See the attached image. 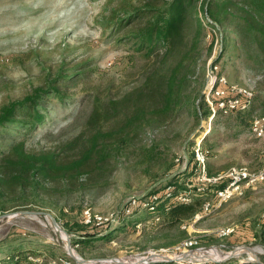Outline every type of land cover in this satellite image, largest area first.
Masks as SVG:
<instances>
[{"label":"rangeland","instance_id":"1","mask_svg":"<svg viewBox=\"0 0 264 264\" xmlns=\"http://www.w3.org/2000/svg\"><path fill=\"white\" fill-rule=\"evenodd\" d=\"M171 1L158 0L156 6L164 7ZM191 1L192 14L205 24L195 54L198 58H185L183 48L173 50L167 61L172 66L181 62L179 72L186 83L183 96L189 106L160 118L149 113L142 120V128L126 134L129 143L120 148L115 145L116 137L108 138L118 133V120L111 118L108 103L141 86L146 74L160 67L164 57L162 53L154 59L144 58L130 51L127 43L115 41L117 31H113L117 19L123 16L116 15L122 0H0V114L14 102H22L38 91L48 92L53 86H60L66 93L60 98L51 91L43 109L46 118L34 131L16 123L0 127V151L20 142L33 152L62 149L98 129L108 156L96 170L85 168L76 177L43 181L37 189L33 183L26 186V191L14 187L0 201V216L29 209L62 218L57 221L67 231L75 257L83 262L69 254L61 236L65 237L64 232H58L48 215L0 217V257L23 246L40 256L30 258L39 264H120L100 260L121 258L132 262L143 257H175L184 253L179 248L184 239L198 236V247L202 248L199 254L187 253L195 263H224L222 258L230 254L240 255L226 261L255 264L248 259L258 257L264 262V181L222 204L211 196L209 201L214 205L210 210L175 227L165 225L163 217L136 221L148 214L147 208L138 215L124 213L131 197L163 194L169 180L177 177L183 187L190 183L192 192H197L201 184L194 179L191 160L198 140L211 151L208 170L212 175L224 174L234 166L264 169L263 143L250 129L252 116L262 113L259 105L250 117L241 118L242 112L215 116L210 128L206 126L213 108L207 95L215 89L211 88L215 79L217 87L223 78L227 85L237 84L255 97H264L261 50L251 33L234 24H245L244 5L233 8L235 19H222L221 24L212 27L206 20L208 0ZM75 72L86 73L76 82L69 81L68 76ZM3 171L0 166V173ZM223 183L224 179L204 187L212 190ZM86 210L107 218L109 223L82 232L92 236L101 230L97 237L112 232V240L98 239L92 247L74 245L79 230L73 223L85 222ZM121 217H125L122 224L118 223ZM63 220H68L70 226L66 227ZM135 222L140 226L133 225ZM223 227L234 231L220 235L217 231ZM212 249L221 256L206 253Z\"/></svg>","mask_w":264,"mask_h":264},{"label":"trees","instance_id":"2","mask_svg":"<svg viewBox=\"0 0 264 264\" xmlns=\"http://www.w3.org/2000/svg\"><path fill=\"white\" fill-rule=\"evenodd\" d=\"M135 1H138L139 4L135 5ZM157 1L122 0L123 6L120 10H117L116 15L122 14L123 16L117 19V30L113 31V34L117 31L115 41L127 43L130 51L140 53L144 58L154 59L162 53L164 54L163 60L161 59V66L155 68L153 72L147 73L141 86L132 90V92H126L120 98L110 100L108 103L107 108L112 111L111 118L118 120L116 126L118 133H114L108 138L116 137L115 145L120 148H125L129 143V136L126 134L132 133L133 130L136 133L137 130L142 128V120L149 113L153 117L160 118L172 110L182 111L189 106L186 97L183 96L186 83L179 72L182 67L181 62L172 66L167 61L169 55L175 49L184 48L185 58L196 56L200 43L199 38L205 30V24L201 18L192 14L193 3L191 0H172L164 7L156 6ZM240 4L244 5L242 15L245 24L242 25L238 21L234 24L241 31L246 29L248 33L252 34V38L258 43L264 62V0H208L205 7L207 25L216 27L215 24H221L222 19H235L237 16H235L233 8ZM192 28L195 30L192 31ZM209 45L212 49L214 39L211 40ZM84 73L86 72L72 73L68 76L70 77L69 81L80 80L79 76ZM214 84L217 86L218 81ZM61 89L60 86H53L48 92L38 91L36 95L29 96L22 102H14L0 114V127L16 123L22 129L29 132L34 131L37 125L43 123L46 118L43 109L48 95L54 92L60 98H64L66 93ZM257 105L262 110V113L259 114H264V97L260 95L255 97L254 94L249 107L245 111H239L242 112L241 118L252 116ZM198 106H200V103ZM81 138L82 136L75 143L68 144L62 149L58 147L57 149L33 152L25 148L24 142H20L12 145L5 152L0 151V166L4 167V171L0 173V201L14 187H20L26 191V186L29 187L33 183L34 188L37 189L39 184H43V181L76 177L85 168L98 169L108 157L105 155L106 147L100 141L102 139L101 131L96 129L86 138L83 137L82 140ZM76 147H78L77 150H74ZM71 150L75 153L70 154ZM167 184L174 188L171 196L162 195L158 200L155 211L148 210L147 215L136 221L149 219L150 217L160 219L163 217L165 225L175 227L201 212L204 204L209 201L211 196L216 199L212 188V190L193 194L188 202H179L176 196L179 192L185 190V187L181 185V180H178L177 177L169 180ZM1 211H4V209ZM140 211L141 208H135L128 216L138 215ZM62 212H64V208ZM57 220L61 221L62 218L58 217ZM124 220L125 217H121L118 223L122 224ZM63 221L66 227L70 226L68 220ZM73 224L79 230L77 233L78 238L73 242L74 245L92 247L96 245L95 242L98 239L103 242L112 240L115 237L112 232L97 237L98 234L102 233L101 230L94 232L92 236L82 232L86 228L96 227L97 225L94 223L81 221V223L74 222ZM133 225L137 226L138 223L135 222ZM99 227L103 228L104 226ZM31 257L39 258L40 256L33 250L18 246L10 250L8 255L0 257V264H39L31 260ZM148 264L208 263L173 261ZM217 264L239 263L236 260H227L224 263Z\"/></svg>","mask_w":264,"mask_h":264},{"label":"built area","instance_id":"3","mask_svg":"<svg viewBox=\"0 0 264 264\" xmlns=\"http://www.w3.org/2000/svg\"><path fill=\"white\" fill-rule=\"evenodd\" d=\"M216 81L218 80L215 79ZM212 82L211 88H214L212 93L207 95L209 98V104L213 106L212 110L208 112V117L206 118L208 124V128H210V123L216 116H229L235 112L245 111L254 97V94L237 84L227 85L225 79L221 78V86H215V82ZM212 96V98H211ZM206 123V122H205ZM251 133L258 138L263 143L264 148V114H255L250 122ZM201 140H198L192 150V167L194 179H196L201 185L197 186V192L206 191L204 185L207 184H217L220 181L224 183L222 186H217L214 190V194L219 204H222L225 201L232 200L236 197H241L244 195L245 189L255 188L256 185L260 182L264 181V169L263 170H251L247 166H234L231 167L226 173L212 175L208 170L209 158L211 156V151L204 147L201 144ZM264 152V149H263ZM194 182H192L193 184ZM195 184V183H194ZM163 194H159V192H154L149 196H145L144 198L139 197H131L129 200L128 206L125 208V212L127 215L131 214L135 208H147L149 211L154 212L156 206L158 204V200L162 195L171 196L174 188L173 186L167 184V186L163 189ZM197 192H192L190 187V183H187V188L184 191L179 192L176 196V199L179 202H188L193 194ZM148 197L151 198L150 201H147ZM214 204H211L210 201H207L204 204L203 210L204 212L210 210V207ZM199 214V213H197ZM85 223H94L97 226H105L108 224L109 220L107 218H103L100 215H92L89 210L84 211ZM158 218V217H157ZM156 218V219H157ZM115 218H111V222L114 221ZM119 221V220H118ZM140 226L139 224L137 225ZM234 231L231 227H223L220 228L217 232L220 235H229ZM200 246V239L198 236H191L184 239L179 246L184 253L193 252L198 253L202 248ZM199 254V253H198ZM181 255V254H179ZM175 255V256H179ZM166 256V255H162ZM161 257V256H157ZM195 262L189 260L175 261V262ZM218 263V262H217ZM216 264V263H213Z\"/></svg>","mask_w":264,"mask_h":264},{"label":"water","instance_id":"4","mask_svg":"<svg viewBox=\"0 0 264 264\" xmlns=\"http://www.w3.org/2000/svg\"><path fill=\"white\" fill-rule=\"evenodd\" d=\"M26 215H30V216H39V215H48L51 217V220H52V223L54 224V226L58 229V230H61L64 232V234L66 235V243H67V247H68V251H69V254L75 259L77 260L78 262H83L84 260L82 259H78L75 257V253H74V250L72 248V245L70 243V240H69V236L67 234V231L62 229L57 221V219L52 216L50 213H47L45 211H41V210H29V209H22V210H19L17 212H14V213H6V214H3L1 215L0 217H17V216H26ZM189 254H192L193 252H187ZM187 253H183L179 256H161V257H143L142 260L140 261H132V262H124V261H121L119 258H113L110 260V262H116V263H120V264H148V263H160V262H173V261H182V260H192L191 256H189V254ZM240 254L238 255H235V254H230L222 259H225L224 261H226V259H230L232 257H237L239 256ZM196 256V255H195ZM189 257V258H188ZM191 257V258H190ZM251 261L255 264H264L263 261L260 260V258L256 257V258H249L248 259V262ZM123 262V263H122Z\"/></svg>","mask_w":264,"mask_h":264},{"label":"bare ground","instance_id":"5","mask_svg":"<svg viewBox=\"0 0 264 264\" xmlns=\"http://www.w3.org/2000/svg\"><path fill=\"white\" fill-rule=\"evenodd\" d=\"M57 229V228H56ZM61 230H58V232L61 234V232H60ZM61 236H62V238L64 239V240H66V235H65V237H63V235L61 234ZM258 250L260 251V252H262V248H258ZM242 250H239V251H237V252H241ZM251 252V251H250ZM206 253H208L209 255H212V253L213 254H215V255H217V256H219L220 255V253H219V251H216L215 252V250L214 249H212V250H207L206 251ZM221 256V255H220ZM224 257H226V256H224ZM120 260H121V258H119ZM143 258H140L139 260H137V261H140V260H142ZM132 260H134V259H132ZM101 262H104V263H109L110 262V260H100ZM122 261V260H121ZM134 262V261H133Z\"/></svg>","mask_w":264,"mask_h":264}]
</instances>
